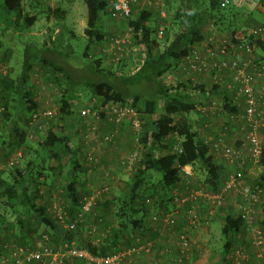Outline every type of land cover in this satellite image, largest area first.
Masks as SVG:
<instances>
[{
    "label": "rangeland",
    "instance_id": "1",
    "mask_svg": "<svg viewBox=\"0 0 264 264\" xmlns=\"http://www.w3.org/2000/svg\"><path fill=\"white\" fill-rule=\"evenodd\" d=\"M189 3L188 0H170L166 3L163 11L167 23L168 20L170 21L178 7H186ZM58 8L63 12L62 20L55 19L51 14H48V9L56 10ZM22 9L24 16H36L37 18L34 25L27 31L22 30L19 26L16 27L11 23L5 24L2 21V12L0 11V28H2V30H0V78L6 77L7 75L13 79L19 77L22 72L25 51L28 50L30 53L31 50L33 54L35 52L33 46L38 49L43 45L47 47L49 45L47 40H51L52 38H54L56 43V51L59 52L58 49L63 50L64 58L62 60H66L65 64L68 63L69 66L77 68V70L82 68L81 70H78V72L85 71L83 70L84 67L91 64L94 60H100V68L104 71L110 70L117 74H128L134 71L135 67L133 66V63L136 61H127V65H125L124 68L122 67L121 69H118V66L112 64L97 48H93L91 51L90 59L83 58L82 53L86 45L84 29L86 27L87 15L83 0H22ZM242 11L247 14L248 18H251L257 24H264V13L248 9H242ZM154 14L155 13H153L152 18L148 23V27L154 29L151 34V39H155L158 46L153 47L149 44V48L151 49V53L154 56H157L172 40L176 27L169 26V32L166 34L165 30L163 37L158 39L155 30H157L156 27L161 19L159 18L156 20L158 15L156 16ZM21 23L22 19L19 21V24ZM253 26L254 25H252L250 21L248 22L247 19L245 27L250 28ZM98 27L105 35L104 37L109 39L110 37L125 34L127 24L126 21L123 20H112L108 12L105 10L100 14ZM4 28L5 30L3 32ZM198 30L204 38L201 42L196 43L192 47V50L198 52L202 58L207 57L206 41L208 42L209 37H215L216 45L218 46L219 42L230 34L225 31H218L217 28H215L210 19L209 13H207L206 7H203L201 25ZM134 41L136 43L135 52L140 55L144 54V46L138 44L137 39H134ZM263 53V51L256 50L254 55L258 54L259 56H262ZM241 57L246 60L245 56L241 55ZM259 60L264 61L262 59ZM60 74L61 73L58 72V70L44 66L40 61L32 59L30 70L25 75L27 90L31 92L33 101L38 104L36 111L53 110L57 112L53 119L43 123L42 129L38 131L30 128L29 120L31 114H26L20 107L19 96L0 90V178L10 182L15 174V168H25V164L29 158H33L36 154L39 155V160L35 163L37 164L36 167L42 166L41 169L43 175L39 176V182H41V184L36 185L31 182L30 192L34 193L33 191L35 189L39 190L43 198L39 200L37 204L48 208L51 217H54L52 212L54 206L61 208L63 212L68 214L67 209H69L70 203L66 197V184L70 178L71 154L69 151L61 152L60 150H57L58 160H54L48 156H43L40 149L45 134L48 130L52 129L58 137L70 138L67 145L73 152H75L79 164V194L82 195V201L86 198L93 197L94 206L89 214L84 215L83 222L78 225L77 229L70 232L66 230L63 224L58 223L55 217L52 219L53 227L51 228H48L39 218L33 216L28 217L24 221L25 224L20 226L17 222V217L21 219L22 213H13L9 209H3L2 204L3 202L5 203L6 198H2L0 213L4 215L5 222L0 225V261L2 260V257L6 256L5 258H7V255L4 256V253L6 252L4 248H9L13 245H20V243H23L24 241L26 243H23L24 247L33 249L36 246V242H38L43 235L48 236L51 246L56 251L63 249L64 245L81 248L80 245L82 242L98 245L100 241L107 237V235H110L112 229L117 226L118 221L114 217V212L117 210L116 200L125 194L127 184L141 162L143 153L146 150V147L141 143V136L142 131H147V127L143 126L142 121L139 122V133L136 137L134 136V140L135 138L139 140L137 142V147L140 148V155L138 156V159L129 162L128 158L133 150L131 141L133 138L132 132L135 130L134 126L131 125L129 118H126L121 125L117 127L112 126L105 121L93 122L92 125L95 127L94 130H89L87 127H83L84 120L79 116L80 109L86 104L97 101V98L89 96L90 91L86 89H83L79 93L80 103L77 104L75 102L76 105L73 103L75 105L74 116L71 117V119L58 118L57 100L59 89L56 79L58 80V78H60ZM260 79L263 80L261 77ZM162 80L166 85L173 87L178 86L180 83L187 85L188 82H190L191 84L187 85V90L194 95L198 91H196L194 87L200 86L201 81L206 82L205 86L207 89L204 86L202 87H204V90H208V92L212 90L213 85L225 88V94L232 98L231 105L237 109L235 112L228 113L223 110L221 104L217 103L203 106L205 112L200 110L198 112L193 111V113H190H192L195 122L199 120L198 122H200L201 126H203L204 122H208V126H210V129L212 130H216L215 128L228 124L231 128L235 127L232 133H230L229 130L225 131V133L229 134L234 142H239V147H241L240 145L243 143L246 135V127L243 124L242 118L243 104L241 98L235 99V93L233 92L232 94V89L234 88L231 86L228 73L208 68L203 74L192 75L189 77L182 72L181 68H176V72L168 73L162 78ZM80 87V89H82L84 85ZM5 103L7 104V109H4ZM199 106L200 105L197 107ZM157 108L159 112L162 110L161 102L158 103ZM4 115H10V117L5 118ZM175 118L177 117L175 116ZM138 119L140 120V116H138ZM113 130L115 131L113 141L108 145L98 148L96 143H94V140L99 139L106 132ZM16 134H24V144L22 146L14 144V149H9L8 143L12 142L10 139ZM259 135L261 136H259V142L262 149H264V131ZM172 139L173 138L168 137L165 139L164 143H173ZM207 150L209 154L212 155L210 149ZM163 154L164 150H160L156 153V156L158 157ZM246 155L247 149L244 150V156ZM105 156H107V158H105ZM215 156L221 158L220 154H216ZM122 162H125V164H122ZM224 163L225 166H233L237 169V165L234 163H229L225 160ZM243 168L244 178L250 183L249 186L264 191V184L262 186V183H260V185L258 183L259 178L264 176V165L261 163L253 164L246 162ZM39 169L40 168L37 170ZM37 170L35 169L34 173H36ZM193 174L197 185L205 187L207 192H219L223 187L222 181L220 182L221 185L219 187L217 186L215 190L208 186L206 183L207 173L203 169H200L198 165H195L193 168ZM156 179L157 176H153V180ZM102 183L107 187V191L99 192ZM260 194L264 195V192H261ZM169 196L171 198V193ZM238 198L239 197L234 193H227L222 208L219 210L215 208L216 210L214 209L213 216L207 218L203 216L202 212L207 208L206 203L200 205V217L197 220L198 224L190 235V258L183 264H231V259L228 257L229 255L231 256L232 250L235 251L241 248L247 249V253H251L252 250L249 248L251 238L244 233L236 235L235 238H233L235 239V242L233 241L229 254H227L228 257L225 258V260L220 259V252L223 244V237L221 234V228L224 224L223 220L226 215L234 213L235 216H237L238 213L234 204H239ZM152 202H154V200ZM170 205H172V203ZM165 206L166 204L158 206L159 208L155 210H153V207L148 206V211L150 213L144 220L145 229L133 230L132 232L122 235V237L115 243L116 250L119 252H127V250L131 249L133 246L138 245V241L142 244H147L149 242L153 243V241L156 242L157 237L154 240H151L149 233L151 230L150 218L155 211L161 212L170 210L171 207L164 209L166 208ZM19 208L20 207H16V212L19 211ZM68 215L71 216V214ZM139 216H142V214H139L138 217ZM259 221L260 219L254 220V227L261 228ZM164 234L165 235L163 236H166V234L169 233L165 231ZM68 235L72 236L70 242H68L67 239ZM168 242L169 248L171 249L169 255L173 256L175 243L173 244V241L170 240ZM154 245L156 247L153 251ZM153 247L151 251L148 252H139L138 254V251H135L126 258L129 259L128 262H130V264H143L140 259L150 256L152 253L161 254L162 252H165V250L157 249L159 246L156 243L153 244ZM56 264H68V262L64 261ZM72 264L85 263L74 260ZM248 264L256 263L251 261Z\"/></svg>",
    "mask_w": 264,
    "mask_h": 264
},
{
    "label": "trees",
    "instance_id": "2",
    "mask_svg": "<svg viewBox=\"0 0 264 264\" xmlns=\"http://www.w3.org/2000/svg\"><path fill=\"white\" fill-rule=\"evenodd\" d=\"M169 1L167 0L166 3ZM188 1L190 3L186 7L176 9L168 23L166 18H156V20L161 19L160 23L163 25L164 31L166 30V34L169 32V26L176 27L172 40L157 56H154L149 48V44L153 47L158 46L155 39H151L154 29L148 27L153 13L142 11L134 19L126 20V24L132 27L135 32L141 31L140 38L137 37L136 39L137 43L143 45L145 50L143 62L134 73L117 74L110 70L104 71L100 68V60L92 61L91 64L83 66L85 71L78 72L82 68L77 70V68L69 66L68 63L65 64L66 60H62L64 58L63 50L58 49L59 52L56 51V43L52 38L47 40L49 43L47 47L43 45L38 49L33 46L35 51L33 54L30 49V53L28 50L25 51L22 72L19 77L13 79L7 75L0 78V90L19 96L20 107L26 114H32L37 110L38 104L33 101L31 92L27 90L25 75L30 70L31 60L35 59L40 61L42 65L54 68L61 73L60 78L56 79L59 89L57 100L58 118L71 119L74 116V107L76 103H80L79 93L86 89L90 91L89 96L97 98L99 103L104 106L109 103L120 105L131 103V107L140 116L143 126L147 127V131H142L141 136V143L146 147L143 158L130 178L125 194L116 200L117 210L114 212V217L118 221L117 226L98 245L85 242L80 245L82 249L93 256L106 257L114 254L117 251L115 243L122 235L133 230L145 229L144 220L150 213L148 206L153 207V210H155L159 208L158 206L166 204L164 209L169 208L171 204L170 192L180 181L178 174L180 167L190 165L194 168L195 165H198L200 169L207 173V185L214 190L217 188L219 170L213 156L207 150L208 147L198 139L197 134L192 130L188 115L198 105L203 107L213 103L221 104L223 110L228 113H232L237 109L231 105L230 98L224 92H220L218 86L213 85L211 92H206L202 86H195L194 89L198 91L194 95L187 90V85L191 84L190 82L187 85L180 83L178 86L173 87L166 85L162 78L168 73L176 72V68L180 69L178 63L188 56L196 43L203 40L204 37L198 30L201 25L203 7H206L215 28L218 31H225L230 34L247 28L245 24L248 16L240 8H220V0ZM83 3L87 15L84 29L86 45L82 55L83 58L90 59L93 48L99 50L105 41V35L98 27L100 14L105 11V3L102 0H83ZM0 11L2 12V21L5 24L11 23L25 31L29 30L37 19L36 16L27 17L23 15L22 0H0ZM48 14L59 20H62L63 17V12L59 8L56 10L48 9ZM21 19L22 23L19 24ZM158 25L156 28H158ZM4 30L5 28L3 32ZM155 31L157 36V30ZM99 52L101 51L99 50ZM127 61L129 60H123L114 65L121 69L127 65ZM183 73L187 75L185 72ZM187 76L191 77L192 75ZM83 85L84 87L80 89V86ZM159 102L162 103L160 112L157 108ZM4 109H7L6 103ZM4 117L9 118L10 115H4ZM221 128L225 129L228 126H221ZM167 137L173 138V143H164ZM176 137L179 139L178 141ZM10 141L12 142L8 143L9 149H14V144L22 146L24 144V134H16ZM68 141H70V138L58 137L50 129L45 134L41 147L40 144L39 147L43 156H48L54 160H58L57 150L61 152L69 151L71 154V170L69 181L66 184V197L70 203L67 212L72 216L81 209L82 195L78 191L79 164L75 152L67 145ZM160 150L166 151V154L157 157L156 153ZM38 160L39 155L36 154V156L27 160L25 168H15V174L10 182L0 178V204H2V198H6L5 203L2 204L3 209H9L13 213H22L21 219L17 217L20 226L25 224L24 221L28 217L33 216L39 218L45 226L51 228L53 227L52 219L55 216L51 217L48 208L37 204L43 198L38 189H35L34 193L30 192L31 182L36 185L41 184L39 176L43 175V171L42 166L36 167L35 162ZM260 163L264 165V149ZM38 168L40 169L37 170ZM35 169L37 170L36 173H34ZM153 176H157V179L153 180ZM147 199L151 202L154 200V202L146 205L145 200ZM16 207H20L18 212H16ZM221 208L222 206L216 207L218 210ZM202 212L205 218L213 216L208 215L207 208ZM139 214H142V216L138 217ZM198 216L200 217V214ZM223 221L224 224L221 228L223 237L220 252L221 260L227 258L233 238L244 228L243 218L240 215L235 216L234 213L226 215ZM4 222V215L0 213V225ZM259 224L261 229L264 230V219L259 221ZM150 235L151 240L158 236L153 230ZM67 239L70 242L72 236L68 235ZM23 243L25 242L23 241ZM23 243H20V245H24ZM155 247L154 245L153 251ZM164 250L171 251L169 246L163 248ZM73 261H68V264H72Z\"/></svg>",
    "mask_w": 264,
    "mask_h": 264
},
{
    "label": "built area",
    "instance_id": "3",
    "mask_svg": "<svg viewBox=\"0 0 264 264\" xmlns=\"http://www.w3.org/2000/svg\"><path fill=\"white\" fill-rule=\"evenodd\" d=\"M102 1L105 3V10L114 21L134 19L142 11L155 13L154 15H158L162 19L164 18L163 8L167 2V0ZM219 7L222 9L236 7L264 13V0H220ZM163 34L164 27L160 23L157 28L158 39H161ZM140 35L141 31L135 32L132 27L127 25L125 34L105 39L99 50L112 64L120 63L123 60H132L135 57L136 43L134 39L140 38ZM256 50L264 52V24L229 34L219 42L218 46L215 37H210L206 44L207 59L202 58L198 52L192 50L178 63L181 70L187 75L203 74L208 68L228 72L231 85L234 88L235 99H242V118L246 127V135L239 148L228 146L221 137L214 139L210 145L211 153L220 154L226 162L237 165V169L232 172L223 189L219 192L210 193L198 187L194 180L192 166L185 165L179 168L182 181H179L170 192L172 207L167 211L154 212L150 218L151 230L149 232L155 231L158 238L167 231L170 241L175 243L173 256L169 255V250H166L168 264H183L190 258V232L198 224L199 213L197 210H199L200 205L206 203L208 215L212 216L214 209L224 204L227 193H234L239 197V204L235 203L236 208H234L237 210V215L243 218L242 233L250 236L249 248L253 251L247 253V249L239 248L235 251L232 250L231 256L227 257L231 259V264H248L253 260L256 264H264V230L260 227H254V220L259 207L264 206V198H262L259 190L243 183V166L246 162L259 164L263 151L259 142V134L264 130V82L262 87L256 90L254 80L256 75L264 79V61L255 59L254 52ZM241 55L245 56L246 60H240L239 56ZM262 55L264 56V53ZM143 58V56L139 58L141 63ZM97 101L86 104L80 109L79 116L84 120L83 127L94 130L95 127L92 123L98 121H105L117 127L126 118H129L131 125L135 128L133 132L136 137L139 133L140 120L136 110L131 107V103L125 105L109 103L104 106ZM56 114L57 112L53 110L33 112L29 120L30 128L36 131L41 130L42 124L53 119ZM114 136V130L108 131L94 141L98 148H101L110 144ZM137 142L138 139L135 138L134 149L128 158V162L138 159L140 148L137 147ZM243 148L244 150L247 149L246 156H244ZM104 191H107V187L102 183L99 192ZM145 204L150 205L151 201L147 199ZM93 206L94 200L91 197L84 199L80 211L72 216H68L66 212L56 206L53 207L52 212L56 221L63 224L66 230L71 232L75 231L78 225L83 222L84 215L89 214ZM151 243L142 244L138 241V245L133 246L127 252L117 251L106 257H97L85 249L70 245H64L63 249L56 251L51 246L48 236L43 235L33 249H28L23 245L9 247V258H3L0 264H56L71 260H79L85 264H130L126 257L135 251H138V254L139 252L151 251L154 241Z\"/></svg>",
    "mask_w": 264,
    "mask_h": 264
},
{
    "label": "crops",
    "instance_id": "4",
    "mask_svg": "<svg viewBox=\"0 0 264 264\" xmlns=\"http://www.w3.org/2000/svg\"><path fill=\"white\" fill-rule=\"evenodd\" d=\"M251 22L252 23V25H254V26H256V25H259V23L257 24L254 20H252L251 18H248V22ZM261 25V24H260ZM253 26V27H254ZM249 28V27H248ZM210 38V37H209ZM208 38V39H209ZM105 39H107V38H105ZM201 42V41H200ZM206 43H207V41H206ZM136 50L134 49V53H135V57L131 60L132 62H133V60L134 61H136V62H134L133 63V66L135 67V69H134V71L132 72V73H134L136 70H138L139 69V67L141 66V60H139V58L140 57H144V54H138L137 52H135ZM263 56V55H262ZM262 56H259L258 54H256V55H254V57H255V59L258 61L259 59H262V60H264L263 59V57ZM239 59L240 60H243V58L241 57V56H239ZM130 61V60H129ZM261 62H263V61H261ZM225 73H228V72H226L225 71ZM264 81V79L262 80V79H260V77L258 76V75H256V79L254 80V87H255V89L257 90H259V87L261 88L262 87V82ZM205 84H206V82H203V81H201L200 82V86H204L206 89H207V87L205 86ZM216 86V85H215ZM232 86V85H231ZM204 87H203V89H204ZM233 88V87H232ZM212 89H213V86H212ZM219 89H220V92L221 93H225V88H221V87H219ZM206 92H208V90H205ZM212 91V90H211ZM210 91V92H211ZM233 92H234V89H232V94H233ZM212 94H213V92H212ZM230 98V97H229ZM231 99L232 98H230V102H231ZM213 104H217V103H213ZM212 104V105H213ZM202 111V112H205V109L203 108V107H197L195 110H193V111H195V112H198V111ZM204 110V111H203ZM193 111H192V113H193ZM235 112V111H234ZM192 113H189V115H188V117H189V120H190V124H191V128H192V130L197 134V136H198V139L203 143V144H205L207 147H208V149H210V145H211V143H212V141L215 139V138H217V137H221V138H223V141H224V143L225 144H227L228 146H233L234 148H237V147H239V142H234V140H232V138H231V136L229 135V134H226L225 133V131H228L229 130V132L230 133H232V131H233V129L235 128H231L230 126H229V124L227 125L228 126V128H221L220 126L218 127V128H215L216 130H212V129H210V126H208L209 125V123L208 122H204L203 123V126H201V124H200V122H198L199 120H197V122H195L194 120H193V115H192ZM208 130H210V131H208ZM222 132V133H221ZM107 133V132H106ZM105 133V134H106ZM132 134H133V138L131 139V141H132V145H133V149H134V144H133V140H134V136H135V133L134 132H132ZM104 135V134H103ZM102 135V136H103ZM212 135V136H211ZM211 136V137H210ZM260 136V135H259ZM261 137V136H260ZM168 138V137H167ZM176 139H177V141L179 140L177 137H176ZM139 141V140H138ZM210 141V142H209ZM94 142V141H93ZM95 143V142H94ZM176 147V146H175ZM175 147H174V149H175ZM133 151V150H132ZM132 151H131V153H132ZM166 154V151H164V154L163 155H165ZM140 155V154H139ZM163 155H161V156H163ZM216 154H213L212 153V156H213V159H214V162L216 161V166H217V168H218V170H219V178H218V183H217V186L219 187L221 184H220V182L222 181V184H223V186H224V184H225V182L228 180V178H229V176L232 174V172H234V170L236 169V167H233L232 165V167H228V166H225V163H224V159L223 158H220V157H216L215 156ZM159 157V156H158ZM105 158H107V156H105ZM216 159V160H215ZM218 160H220V161H218ZM247 163H249V162H247ZM230 165V164H229ZM243 172H244V168H243ZM246 172V171H245ZM178 174H179V172H178ZM179 177H180V182L182 181V178H181V176H180V174H179ZM264 176L263 177H261V178H259V180H258V183H259V185H260V183H262V186H263V184H264ZM195 180V179H194ZM243 183L244 184H247V185H249L250 183L247 181V180H245V178H244V181H243ZM177 185V184H176ZM198 187H201L203 190H205V191H207L206 190V188L205 187H203V186H200V185H198ZM222 189H223V187H222ZM258 190V189H257ZM260 191V193L261 192H264L263 190H259ZM210 193H214V192H210ZM228 194H230V193H228ZM261 196L262 197H264V195L263 194H261ZM169 207H172V205H170ZM264 206H260L259 207V210H258V213H257V215H256V219H260V221H262L263 219H264ZM150 233V232H149ZM191 233H192V231L190 232V235H191ZM239 234H244V233H242V231L240 232V233H238L237 235H239ZM163 235H165V234H163ZM163 235H161L160 237H162V238H157V241L155 242L156 244H158V246H159V248H157V249H161V250H163V247H166V246H169V244H167L168 243V241L170 240V236L169 235H167L166 234V236H163ZM151 236V235H150ZM235 238V237H234ZM233 241L235 242V239H233L232 240V244H233ZM5 249V253H4V256L5 255H7V258H9V248L8 247H6V248H4ZM7 249V250H6ZM6 257V256H5ZM5 257H2V259L3 258H5ZM6 258V259H7ZM167 258H168V255H167V252L165 251V252H162L161 254H159V253H152L150 256H146L145 258H143V259H140L142 262H143V264H167V262H168V260H167ZM254 262H255V260H253Z\"/></svg>",
    "mask_w": 264,
    "mask_h": 264
}]
</instances>
